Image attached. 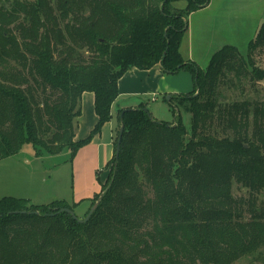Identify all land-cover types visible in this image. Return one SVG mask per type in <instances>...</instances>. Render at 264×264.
<instances>
[{
	"label": "trees",
	"instance_id": "obj_1",
	"mask_svg": "<svg viewBox=\"0 0 264 264\" xmlns=\"http://www.w3.org/2000/svg\"><path fill=\"white\" fill-rule=\"evenodd\" d=\"M208 2L0 0V161L29 144L37 157L67 151L71 162L110 122L118 80L132 68L186 71L193 87L170 96V124L144 106L118 113L109 175L85 224L60 212L75 214L62 201L1 199L0 264H234L263 249L264 104L216 97L227 75L264 80L251 59L264 49V23L247 59L226 46L201 70L180 46L188 17ZM85 92L98 122L76 141ZM174 102L186 103L189 132ZM234 184L245 197H234Z\"/></svg>",
	"mask_w": 264,
	"mask_h": 264
},
{
	"label": "crops",
	"instance_id": "obj_2",
	"mask_svg": "<svg viewBox=\"0 0 264 264\" xmlns=\"http://www.w3.org/2000/svg\"><path fill=\"white\" fill-rule=\"evenodd\" d=\"M263 23L264 0H209L205 8L188 17V29L180 46V55L185 62L204 70L212 55L223 47L236 48L243 37L255 39ZM187 76L186 71L166 75L158 66L148 71L132 68L125 72L118 80L119 94L111 108V119L114 116L116 124H112L110 119L103 125L100 134L76 153L71 161L72 186L66 181L68 187H65V182L60 181L57 182L58 187H50L45 178V168L6 167L8 157L0 161V200L8 197L27 199L37 206L62 201L70 205L75 213H86L90 200L101 192L99 181L103 184L104 168L114 154L113 136L118 127V113L139 106L147 109L145 103L148 101L156 104L160 99L164 102L167 96L191 93V77L188 79ZM93 105L94 95L85 92L80 101L81 114L76 120V141L85 140L98 122Z\"/></svg>",
	"mask_w": 264,
	"mask_h": 264
},
{
	"label": "rangeland",
	"instance_id": "obj_3",
	"mask_svg": "<svg viewBox=\"0 0 264 264\" xmlns=\"http://www.w3.org/2000/svg\"><path fill=\"white\" fill-rule=\"evenodd\" d=\"M176 7H183L184 3L179 2L178 4L174 5ZM242 41L237 44V51L239 54L243 55L247 59V46L250 41L253 40L248 37H243ZM184 53V50H183ZM251 59L254 63V67L258 70L264 71V49H258L257 51H254L251 53ZM209 63V62H208ZM208 66V64H207ZM206 66V67H207ZM205 69V68H204ZM250 71L251 69L248 68ZM203 70V69H201ZM184 72V71H183ZM188 79L191 77L189 72H186ZM183 80L181 79L180 83H182ZM192 83V78H191ZM217 91V97L216 101L221 104H231L235 102H244L248 101L253 104L255 103H263L264 104V80H259V82H252L249 78H243L240 81H236L232 74L227 75V77L219 84ZM176 106H178V110L180 113V119H182V124L185 127L186 131H190L191 127V119H190V113L188 110V107L186 103H180L178 105L177 102H174ZM147 112L149 115H151L153 120H156L161 123H172L173 118L171 115L170 109H168L169 104L168 102L163 100H159L156 102V104L152 103L151 101H148L147 103ZM168 106V107H167ZM112 124H116L115 117L113 116ZM34 153V148L29 145L25 144L21 151L14 156H11L6 161V167L13 166L12 168L15 169H23V168H45L46 174L45 178L48 182V186L55 188L57 186V182L64 181L65 187L67 186L66 181L71 185V162H70V154L67 151H63L60 154H57L55 156L50 155H41L37 157ZM4 164V162H3ZM104 173L102 179V183H104L109 175V167L104 168ZM98 179V178H97ZM68 184V185H69ZM72 186V185H71ZM70 186V188H71ZM58 187V186H57ZM234 197H245L246 193L245 191L241 190L240 188L236 187V184L233 185L232 188ZM264 205V201L262 203V206ZM92 206H89L87 210H90ZM264 209V206L262 207ZM77 211V210H76ZM76 212V216L79 217V219H85V214ZM86 214V215H87ZM234 264H264V247L261 249L257 254H253L248 256L247 258H242L240 260H237Z\"/></svg>",
	"mask_w": 264,
	"mask_h": 264
},
{
	"label": "water",
	"instance_id": "obj_4",
	"mask_svg": "<svg viewBox=\"0 0 264 264\" xmlns=\"http://www.w3.org/2000/svg\"><path fill=\"white\" fill-rule=\"evenodd\" d=\"M170 98V96H167L166 97V101H168ZM126 111V110H125ZM123 111V112H125ZM147 114V116L149 117V114L147 112V110L145 109L144 110ZM123 112L121 113V116L123 114ZM122 131H123V127L121 126L120 127V130H119V133H118V142H117V145H116V148H115V153H116V158L118 157V150H119V146H120V141H121V135H122ZM99 204V201L96 202L91 208L90 210L88 211V214L86 215V218L85 219H79L78 217L75 216V214L73 212H71L69 209H61L60 212H63V213H66L68 214L70 217H73L74 220H76L78 223L80 224H85L86 222H88V220L90 219V216L92 215V213L95 211V209L97 208Z\"/></svg>",
	"mask_w": 264,
	"mask_h": 264
}]
</instances>
